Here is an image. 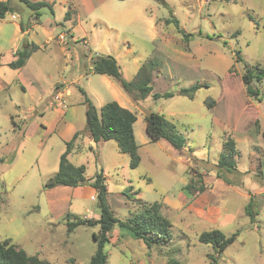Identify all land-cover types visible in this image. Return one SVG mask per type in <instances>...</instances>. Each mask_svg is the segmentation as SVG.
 Returning a JSON list of instances; mask_svg holds the SVG:
<instances>
[{
    "label": "rangeland",
    "instance_id": "1",
    "mask_svg": "<svg viewBox=\"0 0 264 264\" xmlns=\"http://www.w3.org/2000/svg\"><path fill=\"white\" fill-rule=\"evenodd\" d=\"M44 1L55 2L54 12L43 7L31 30L43 47L19 75L8 62L29 36L16 23L30 26L34 12L11 0L14 13L0 19V239L10 238L50 264L90 263L100 226L69 231L68 221L99 218L93 186L84 184L71 201L63 190L44 189L73 137L64 125L72 121L84 151L75 150L69 161L85 164L91 177L104 171L115 213L125 218L141 200L158 201L172 222L173 242L151 248L115 225L105 246L108 264H165L166 254L181 264H264V80L253 83L262 100L250 96L242 81L247 65L264 68V0H78L84 6ZM171 17L192 34L189 40L166 22ZM99 53L114 56L127 80L155 60L149 70L153 90L144 98L139 91L130 95L114 78L96 73L93 58ZM9 80L10 86H1ZM195 83L203 86L193 99L181 94ZM81 89L99 109L116 100L136 114L137 168L116 140H92ZM57 93L65 106L50 107ZM65 107L71 116L58 115ZM152 112L175 124L187 138L185 149L151 140L146 118ZM229 136L239 151L232 172L217 166ZM196 172L206 189L189 197L183 187ZM250 201L259 212L254 221L245 211ZM217 228L227 236L238 233L220 255L199 240L203 231Z\"/></svg>",
    "mask_w": 264,
    "mask_h": 264
},
{
    "label": "trees",
    "instance_id": "2",
    "mask_svg": "<svg viewBox=\"0 0 264 264\" xmlns=\"http://www.w3.org/2000/svg\"><path fill=\"white\" fill-rule=\"evenodd\" d=\"M33 10L34 20L38 21L42 15L41 9L49 6L54 12L53 4L44 1L20 0ZM15 6L11 0H0V19H4L7 14H13ZM70 11L66 15V19H70ZM174 23L178 31L183 34L186 39H190L191 33H187L180 25V20L171 17L166 21ZM21 29L24 31L26 27L21 23ZM38 49L35 44L28 43L23 49L14 52V59L8 63L13 69H18L27 63L32 53ZM1 57V54H0ZM238 59L243 60L238 54ZM155 60H149L140 68L137 79L127 80L123 77L120 65L117 59L110 54H96L93 58V68L98 74L107 75L117 80L122 88L133 95L135 91H139L141 97H146L153 87L150 85V71L154 69ZM264 80V68L258 66L246 67L245 73L242 75V81L245 84L246 91L250 96L262 100L259 88L253 85L254 82H262ZM203 85L195 83L189 87L182 88L181 94L194 98L196 92ZM83 94V103L86 106V130L89 132L92 140L95 142L116 140L119 149L130 156L129 165L135 169L141 162L139 154V145L136 140L134 123L137 120L136 114L130 109L122 106L118 101L112 100L106 102L100 109L95 105L85 90L81 89ZM136 95V94H135ZM162 94L155 93V97ZM164 95L173 96L172 92H166ZM138 96V95H136ZM212 104V103H211ZM209 103V105H211ZM146 131L152 141L166 140L178 150L187 147V138L176 128L163 113L152 112L147 118ZM81 137V131L75 132L72 139L66 142V150L60 158L59 169L56 174L51 176L44 184V189L53 188L58 185L77 187L83 184L84 180H88L96 190L97 204L100 209V216L97 219L77 217L73 221H68V229L72 231L79 225L96 226L99 225L98 233H94L97 240V250L92 256L89 264H108V254L105 246L110 242V233L115 225L128 229L133 236L141 240L148 247L155 245H163L173 242L174 233L172 231V222L162 212L163 204L155 201L148 203L141 200L137 210L130 212L125 218L115 213L109 203V189L106 184V176L104 171L97 172L92 178L86 177V165H76L69 161V154L72 152L77 140ZM239 155L237 143L234 138L228 137L224 141V152L221 153L217 166L220 169L232 172L237 169L236 156ZM197 178H192L183 189L184 192L191 197L205 191L206 186L203 183L202 173L196 172ZM92 180V181H91ZM81 182V184H79ZM0 195V202L2 201ZM247 215L254 221L259 212L253 210L252 201L245 206ZM238 233L227 236L221 229H212L203 231L199 235L202 243L212 245L214 251L220 255L224 250L236 239ZM174 253V251H173ZM168 260L165 264H181V262L172 254H166ZM213 261L215 257L211 256ZM0 264H50L46 259L41 258L38 254L30 255L23 248L15 244L12 239H0Z\"/></svg>",
    "mask_w": 264,
    "mask_h": 264
},
{
    "label": "crops",
    "instance_id": "3",
    "mask_svg": "<svg viewBox=\"0 0 264 264\" xmlns=\"http://www.w3.org/2000/svg\"><path fill=\"white\" fill-rule=\"evenodd\" d=\"M66 4H73V3H76V2H80V1H78V0H63ZM49 2V1H48ZM50 3H52L53 4V6L55 5V2L54 1H52V2H50ZM80 3H82L83 4V6H84V4H86L85 3V1H81ZM81 7H82V5H81ZM72 9V8H71ZM14 16V15H13ZM80 19H81V17H80ZM74 19H69L68 20V22H71V21H73ZM30 23V26H26L27 28H26V30H22L21 29V23H16V28H17V31L18 32H20L23 36L24 35H28L29 37H28V42L29 43H33V44H35V45H37L38 46V49L37 50H35L33 53H32V55L30 56V58L28 59V61H27V63L25 64V66H27V64L29 63V61L32 59V57L34 56V54L39 50V49H41L43 46L42 45H40L39 44V42H38V40L37 39H33V36H34V33H32V31H33V27L34 26H36L38 23H40V22H37L36 20H34V17H33V21H30L29 22ZM74 24V23H73ZM32 30V31H31ZM45 33H47V34H49L48 33V31H46ZM52 38V35H49V37H48V40H50ZM28 42H26V43H28ZM16 50H18V49H16ZM16 50H14L13 51V54H12V57H11V60H10V62L15 58L14 57V52L16 51ZM9 63V62H8ZM0 66H1V64H0ZM25 66H23V67H21V68H18V69H14V71H16V75H19L20 74V72L22 71V69L25 67ZM13 69V68H12ZM107 76V75H106ZM10 84H11V80H9V82H5L4 84H2L1 86L2 87H4V86H10ZM67 87V86H66ZM67 88H63V89H61V91H65ZM82 104L85 106V104L83 103V101H82ZM50 105V104H49ZM69 106H70V104H69ZM50 107H52L51 105H50ZM66 108V107H65ZM54 109V108H53ZM61 109V108H60ZM60 109H58V110H60ZM67 109L68 108H66V109H61V111H58V115L59 116H71L72 114L71 113H68L67 112ZM85 115H86V106H85ZM74 122H72V121H69L67 124H64L65 126H67V129H68V131L69 132H71L72 133V135H74L75 134V132H77L78 130H77V128H76V126L73 124ZM44 126L43 124H40V126ZM86 125V124H85ZM15 126H17V123H15ZM45 126H46V124H45ZM109 141V140H108ZM119 148V147H118ZM90 149H92V148H90ZM76 150V152H82V151H84V148L82 147V145H81V137L77 140V142H76V145L74 146V148H73V150H72V152L71 153H73L74 151ZM70 153V154H71ZM69 154V155H70ZM74 164V163H73ZM76 165H80V164H76ZM86 171H87V167H86ZM86 177L87 178H92L90 175H87V173H86ZM87 186V187H86ZM84 185V184H82V185H79V186H77V187H72V186H63V185H58V186H55V187H53V188H48V189H46L48 192H50V193H52V192H55V191H58V190H63V191H65L66 193V201L68 200H72V197L75 195V194H80L82 191H84L85 189V187L86 188H88L89 187V185ZM90 189H91V191H92V193H91V196L93 197V198H96V195H97V193H96V190H95V188H93V187H90ZM71 193V199H69V194Z\"/></svg>",
    "mask_w": 264,
    "mask_h": 264
},
{
    "label": "built area",
    "instance_id": "4",
    "mask_svg": "<svg viewBox=\"0 0 264 264\" xmlns=\"http://www.w3.org/2000/svg\"><path fill=\"white\" fill-rule=\"evenodd\" d=\"M64 38V36H61ZM63 93V92H62ZM66 100L64 99V96L62 94H55L54 98L50 101L51 106L59 105V106H65Z\"/></svg>",
    "mask_w": 264,
    "mask_h": 264
},
{
    "label": "water",
    "instance_id": "5",
    "mask_svg": "<svg viewBox=\"0 0 264 264\" xmlns=\"http://www.w3.org/2000/svg\"><path fill=\"white\" fill-rule=\"evenodd\" d=\"M28 41V39L26 38V42ZM89 183V181L86 179L83 181V184L87 185ZM79 184H81V182H79Z\"/></svg>",
    "mask_w": 264,
    "mask_h": 264
}]
</instances>
